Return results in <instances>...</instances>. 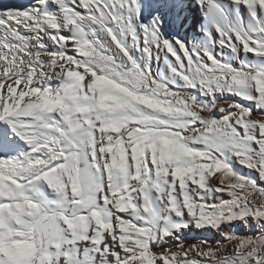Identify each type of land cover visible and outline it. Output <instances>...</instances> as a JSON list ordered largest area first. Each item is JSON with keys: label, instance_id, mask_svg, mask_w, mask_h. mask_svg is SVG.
Instances as JSON below:
<instances>
[{"label": "snow or ice", "instance_id": "obj_1", "mask_svg": "<svg viewBox=\"0 0 264 264\" xmlns=\"http://www.w3.org/2000/svg\"><path fill=\"white\" fill-rule=\"evenodd\" d=\"M177 6L0 7V264H264V0Z\"/></svg>", "mask_w": 264, "mask_h": 264}, {"label": "bare ground", "instance_id": "obj_2", "mask_svg": "<svg viewBox=\"0 0 264 264\" xmlns=\"http://www.w3.org/2000/svg\"><path fill=\"white\" fill-rule=\"evenodd\" d=\"M15 1L17 0H0V4L1 5L10 4L11 5V3ZM22 1L26 2V4L28 5L31 3V0H22ZM139 2L141 6L140 15H141V18H144V15H145L144 6L152 2V0H139ZM172 2L177 3L178 6L177 8L173 10V19L166 20L162 25V31L164 32L165 36H178L182 40H184L186 43H188L189 47H192L193 45L202 42L204 39L202 26L205 24V17H204L202 10L199 7L191 6L193 4V0H172ZM26 4H24V6ZM229 8H230V5H229ZM147 19H151V16H149ZM212 36L213 37L216 36V33L214 30H212ZM210 46L212 47V50L214 52H218V51L228 52L227 49H221L218 45H210ZM152 66H154V62ZM5 127H6L5 125L0 124V129H4ZM11 139L16 142L15 143L16 149L22 150L24 148L23 141L17 140L16 137H12ZM14 154H15V149L9 153V155H14ZM230 230H235L241 234L246 231H251L246 225L240 224L238 222L234 223L232 226V229ZM184 235L191 242H194L196 240L198 241L200 238H209L212 241L213 247L218 246L216 244V240H219L220 243L224 242V238L221 236L220 233H214L211 231L204 232L203 230L191 229L190 231L185 230ZM226 247L229 249H232V243L227 242Z\"/></svg>", "mask_w": 264, "mask_h": 264}, {"label": "rangeland", "instance_id": "obj_3", "mask_svg": "<svg viewBox=\"0 0 264 264\" xmlns=\"http://www.w3.org/2000/svg\"><path fill=\"white\" fill-rule=\"evenodd\" d=\"M14 4V5H13ZM24 4H26V2H24V1H22V0H17V1H15V2H13V3H11V5L10 4H8V5H1L0 4V7H2V6H9V7H11L12 5V7H25L26 5H28V4H26L25 6H24ZM27 7V6H26ZM219 46V45H218ZM217 55H223L224 57H230L231 56V53H229V52H222V51H218V52H215ZM153 62H154V66H152L153 65ZM155 65H156V67H155ZM151 67H153V69H152V71H153V73L155 74L157 71H159L160 70V66L158 65V64H156V62L155 61H152L151 62ZM154 67H155V69H154ZM3 155V153L2 152H0V156H2ZM250 231H246V232H243L242 234H248ZM226 240H224V242H221L222 244L221 245H223V246H227V242H225ZM196 242H198L197 240L196 241H194V242H191L190 240H186L185 241V245H187V246H190L191 244H193V243H196ZM187 243V244H186ZM225 245H224V244ZM219 246V245H218ZM217 246V247H218ZM232 247H233V245H232ZM227 248V247H226ZM229 251H231V249H229V248H227ZM190 255H192V253H189Z\"/></svg>", "mask_w": 264, "mask_h": 264}]
</instances>
